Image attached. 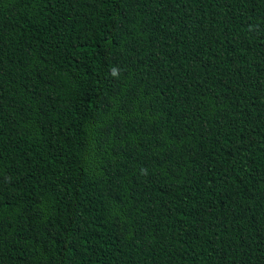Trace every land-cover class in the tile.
Here are the masks:
<instances>
[{
    "label": "trees",
    "instance_id": "trees-1",
    "mask_svg": "<svg viewBox=\"0 0 264 264\" xmlns=\"http://www.w3.org/2000/svg\"><path fill=\"white\" fill-rule=\"evenodd\" d=\"M0 264H264V0H0Z\"/></svg>",
    "mask_w": 264,
    "mask_h": 264
}]
</instances>
